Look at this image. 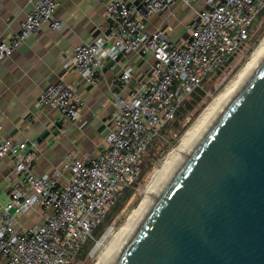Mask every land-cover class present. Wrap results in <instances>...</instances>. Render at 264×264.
Listing matches in <instances>:
<instances>
[{
	"label": "built area",
	"instance_id": "2783aa9c",
	"mask_svg": "<svg viewBox=\"0 0 264 264\" xmlns=\"http://www.w3.org/2000/svg\"><path fill=\"white\" fill-rule=\"evenodd\" d=\"M176 1L143 0L142 9L126 0L112 1L107 12L115 28L108 38L88 40L75 49L70 63L90 85H96L107 57L135 52L142 59H155L149 82L130 96L115 99L106 152L88 160L70 155L69 176L61 183V173H35L38 141L1 140L0 159L12 158L19 177L9 203L0 210V257L6 264H71L90 239L96 241L95 231L108 212L125 189L138 182L154 140L175 120L185 100L250 41L251 28L264 11V0H181L194 8L195 17L188 25L189 38L173 45L168 32H147L143 23ZM29 2L33 9L18 35L0 41V60L45 25L55 31L65 27L55 15L58 0ZM202 2L205 6L196 9ZM132 73L128 68L118 79L120 85H126ZM84 104L62 79L39 100V105L57 110L65 120L78 119ZM37 208L45 211L44 223L18 228V218Z\"/></svg>",
	"mask_w": 264,
	"mask_h": 264
},
{
	"label": "crops",
	"instance_id": "0c3cea01",
	"mask_svg": "<svg viewBox=\"0 0 264 264\" xmlns=\"http://www.w3.org/2000/svg\"><path fill=\"white\" fill-rule=\"evenodd\" d=\"M56 17L65 23L61 31L45 25L9 57L0 60V142L38 141L40 152L34 162L37 175L56 176L60 182L69 176L70 155L82 160L106 152V134L117 97H128L149 82L153 56L142 59L137 53L107 57L96 85H90L70 61L76 47L88 40L106 39L115 28L108 17V6L115 0H58ZM139 9L143 0H126ZM205 3L196 4L201 9ZM29 0H0V41L14 39L22 21L32 11ZM195 17L193 7L177 0L169 9L152 15L143 23L147 32L163 30L173 45L189 38L188 25ZM132 68L130 81L122 86L118 79ZM64 80L83 98L84 106L76 120H65L50 106L39 105L44 91ZM19 177L10 157L0 159V210L10 201ZM45 211L33 209L18 218V228L42 224ZM0 264L6 260L0 257Z\"/></svg>",
	"mask_w": 264,
	"mask_h": 264
},
{
	"label": "water",
	"instance_id": "95a60500",
	"mask_svg": "<svg viewBox=\"0 0 264 264\" xmlns=\"http://www.w3.org/2000/svg\"><path fill=\"white\" fill-rule=\"evenodd\" d=\"M118 264H264V64L180 166Z\"/></svg>",
	"mask_w": 264,
	"mask_h": 264
},
{
	"label": "bare ground",
	"instance_id": "6f19581e",
	"mask_svg": "<svg viewBox=\"0 0 264 264\" xmlns=\"http://www.w3.org/2000/svg\"><path fill=\"white\" fill-rule=\"evenodd\" d=\"M263 64L264 39L231 86L215 98L197 122L184 134L180 144L168 152L164 161L157 164L149 182L143 187L144 197L142 201L131 212L126 222L119 229L114 226L110 227L99 241L93 252V254L98 252L96 264H118L121 254L127 248L180 166L199 149L224 113Z\"/></svg>",
	"mask_w": 264,
	"mask_h": 264
},
{
	"label": "rangeland",
	"instance_id": "374dc122",
	"mask_svg": "<svg viewBox=\"0 0 264 264\" xmlns=\"http://www.w3.org/2000/svg\"><path fill=\"white\" fill-rule=\"evenodd\" d=\"M264 39V11L255 20L251 28V39L248 41L237 53L230 57L229 63L223 67L218 75L214 74L206 80L205 90L207 91L203 100L196 106V108L182 121L180 128L177 130L168 129L166 134L162 133L154 146L148 150L145 160L144 168L146 172L143 174L139 183L131 190V195L123 201V207L115 212V206L108 212L103 222L95 231L96 241L90 239L83 247L82 251L76 255L71 264H96L98 260V252L93 254L99 241L112 226L119 229L127 220L131 212L136 209L144 197L143 187L149 182L154 170L159 162L165 160L168 152L177 147L184 134L194 125L199 117L209 108L212 102L221 93L225 92L238 74L245 67L256 48L262 43ZM150 157L153 160L150 161ZM129 189H125L124 193ZM90 247V248H89ZM86 256H81L82 252H86Z\"/></svg>",
	"mask_w": 264,
	"mask_h": 264
},
{
	"label": "trees",
	"instance_id": "16d2710c",
	"mask_svg": "<svg viewBox=\"0 0 264 264\" xmlns=\"http://www.w3.org/2000/svg\"><path fill=\"white\" fill-rule=\"evenodd\" d=\"M229 63V61L227 62V64ZM221 71H219L220 73ZM218 75V72L217 74ZM206 83V81H205ZM198 88L196 91H194V93H192L186 100L185 102L182 104V106L180 107L178 113H177V116L175 118L174 121H172L165 129H163L162 133L166 134V131L168 129H174V130H177L178 128H180L181 126V123L182 121H184L186 119V117L196 108V106L203 100V98L205 97V95L207 94L206 90H205V84ZM161 133V134H162ZM160 134V135H161ZM159 135V136H160ZM159 136L154 140V142L152 143V145L150 146L149 149H151L155 142L157 141V139L159 138ZM150 161L153 160V157H150L149 159ZM146 168H144V164H143V168H142V173L139 177V180L138 182L133 186L131 187L128 191H126L123 196L121 197V199L119 200V202L117 203L116 207H115V212H117L118 210H120V208L123 207V201L125 198H128L130 195H131V190L136 187V185L139 183L140 179L142 178L143 174L146 172ZM90 248V247H89ZM89 248L87 249L86 252H82L81 257H85L86 256V253L88 252Z\"/></svg>",
	"mask_w": 264,
	"mask_h": 264
}]
</instances>
